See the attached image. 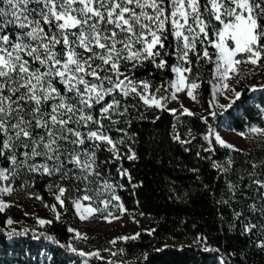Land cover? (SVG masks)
Returning <instances> with one entry per match:
<instances>
[{
  "label": "snow or ice",
  "instance_id": "6c2138e0",
  "mask_svg": "<svg viewBox=\"0 0 264 264\" xmlns=\"http://www.w3.org/2000/svg\"><path fill=\"white\" fill-rule=\"evenodd\" d=\"M0 4V160L9 165L0 167V179L7 180L17 168L58 175L60 181L98 177L96 157L101 148L116 160L121 158L117 141L109 135L113 129L127 135L126 128L117 127L129 109L121 98H139L149 108H164L161 102L165 97L156 95L160 88L150 92V83L138 81L134 75L146 61L164 69L168 67L165 57L175 56L182 64L171 66L178 77L172 83V99H178L176 92L185 90L195 99L194 90L199 84L195 80L189 83L185 75L192 72L189 53L197 60L212 62V55L204 47L211 45L217 51L213 76L221 80V91L232 95L227 97L228 104H219L215 95L210 103L228 109L242 93L227 81L238 74L240 64L256 65L264 58V0H0ZM197 44L203 48L202 56ZM213 90L215 93V85ZM183 112L193 115L187 108ZM249 132L264 135V128L252 127ZM210 135L219 145L234 147L218 133L210 130ZM173 139L189 143L179 134ZM19 149L22 151L18 153ZM129 152L127 159L135 160L136 154L131 149ZM36 158L41 162H35ZM213 166L220 168L219 164ZM256 166L253 164V168ZM126 174V170L121 171V175ZM253 183L264 188V181L257 179ZM54 187L55 199L63 208L62 197L67 189L59 183ZM104 187L110 190L112 185L105 181ZM229 188L233 186L229 184ZM82 199L91 197L85 195ZM73 203L80 211L79 200ZM102 203L107 207L108 202ZM6 206L0 200V211ZM50 207L56 212L57 205ZM120 207L123 209V205ZM96 211L101 209L83 208L80 218L86 219L84 213ZM46 223L51 221L39 219V224ZM255 227L247 225L245 231ZM26 233L27 230H13L8 236ZM139 235L117 239L135 240ZM257 246L264 248V242Z\"/></svg>",
  "mask_w": 264,
  "mask_h": 264
},
{
  "label": "trees",
  "instance_id": "16d2710c",
  "mask_svg": "<svg viewBox=\"0 0 264 264\" xmlns=\"http://www.w3.org/2000/svg\"><path fill=\"white\" fill-rule=\"evenodd\" d=\"M204 47L212 55V62L197 60L190 52L192 72L186 76L188 82L195 80L199 84L195 89L197 106L217 114L203 116L192 112L193 115H188L182 109L172 113L166 107L150 109L139 98H121L129 109L117 127L126 128L127 135L114 129L109 133L119 145L121 158L116 160L101 148L96 157L98 177L90 176L88 181H60L58 175L47 176L17 168L6 182L21 194H32L51 204L56 201L54 186L59 183L65 187L63 214L39 227L32 226L35 218L15 204L0 211V264H82V260L87 264H264V248L257 246L264 242V188L253 183L257 179L264 181V138L250 136L247 147L228 148L216 143L210 135L212 126L223 114L227 115L229 126L238 131L246 132L253 124L264 127V88L251 87L249 74L238 72L234 77L242 95L231 108L215 109L210 101H213L217 51L208 44ZM197 51L202 56L203 48L199 44ZM165 59L168 67L164 69H157L146 61L134 72L138 81L150 83V92L160 88L156 95L163 97L168 95L175 75L171 66L182 64L173 55ZM259 63L264 66V58ZM176 134L189 143L174 140ZM122 136L123 143H120ZM129 149L136 154L135 160L127 159ZM35 162H41V158ZM253 164L257 166L253 168ZM0 167L9 165L0 160ZM123 170L126 175H121ZM75 171L78 175L79 170ZM105 181L112 185L110 190L105 189ZM229 184L233 189L230 190ZM85 195L91 200L84 201L101 209L99 216L120 213V205L125 211L146 214L154 232L140 230L137 239L113 245L94 231L81 244L111 252L110 258L81 256L69 231V222L76 215L73 201ZM102 201L108 202L107 207ZM9 217L23 223L9 224ZM251 224L256 227L245 231ZM13 230L17 233L27 230V233L9 237L8 233ZM169 238H201L204 246H176L166 241Z\"/></svg>",
  "mask_w": 264,
  "mask_h": 264
},
{
  "label": "rangeland",
  "instance_id": "374dc122",
  "mask_svg": "<svg viewBox=\"0 0 264 264\" xmlns=\"http://www.w3.org/2000/svg\"><path fill=\"white\" fill-rule=\"evenodd\" d=\"M237 59H243L242 56H238ZM181 66V65H177ZM239 72L249 74V78L251 79L250 86L253 88H260L261 85H264V66H261L258 62L256 65L251 63H242L239 66ZM216 69V68H215ZM186 75V73H185ZM177 74L175 73L173 79L169 84V93L165 96V99L161 102L164 107L167 109H182L187 108L190 112H199L205 115H210L212 109L210 111H204L203 109L197 106L196 100L192 99L187 95V91L176 92V96L178 99H172V94L175 92V89L172 87V83L177 80ZM231 87H233L236 91L239 92V84L237 79L234 75L227 81ZM190 83V82H189ZM216 86V91L214 93L213 86ZM221 80L219 77L213 78L212 81V96L219 101V104H228L230 101L227 98L231 96L232 93L227 91H221ZM150 91V90H149ZM195 95V90H194ZM158 98L161 96H157ZM183 105V108L181 107ZM214 108L218 111H224L225 109L219 108V106L213 103ZM150 109L159 110L158 108L152 107ZM252 127L257 128H264L257 124L251 125L246 132L238 131L234 128L229 126L228 118L226 114H223L222 117L217 119L215 124L212 126L211 131L213 133H218L228 144L233 145L234 147H247L249 137L250 136H257L260 138H264V135H260L257 133L249 132V129ZM240 133H245V136H241ZM214 136V135H213ZM215 137V136H214ZM3 188H10L9 192L0 191V200L4 201L5 204L8 206L10 204H15L16 206L21 207L26 213L32 215L36 222L32 226H44L39 224V219H44L49 221L52 217H56V213L59 212V216L63 214V208L59 207L58 201L54 203L48 204L40 199H37V196L32 194H21L18 190H15L10 184L6 182L5 179H0V189ZM81 204V209L78 211L75 207L76 215L75 217L69 222V228L74 229L72 231V236L75 239L76 243L78 244V248L81 252L84 253H99L98 256L95 255H88L90 257L95 258H102V259H109L111 252L103 251L93 245L83 246L81 243L83 240L86 239L87 236L91 235L94 231H97L102 234L110 243L111 241L115 240V245L117 242L122 240L117 239L118 237L122 236H132L135 233H138L140 230H147L152 228V221L151 219L144 213L140 212H129L125 210H121L120 213L114 214L109 213L99 216L98 211L93 212L92 214L84 213L87 217L86 219H81L80 215L83 212V208L92 207L97 209L93 204L90 202H86L83 199H77ZM76 201V200H75ZM47 205V207H46ZM51 205H57L56 212L50 207ZM6 206V207H7ZM75 206V204H74ZM5 207V208H6ZM4 208V209H5ZM3 209V210H4ZM107 216L108 219H104ZM115 217H118L115 218ZM11 220V224H22L23 222L9 217L8 221ZM27 226H31L27 224ZM168 243L180 246L182 244H194L198 246H204V243L201 238H187L184 240H173L167 239ZM82 264H87L84 260L81 261ZM129 264V263H127Z\"/></svg>",
  "mask_w": 264,
  "mask_h": 264
}]
</instances>
